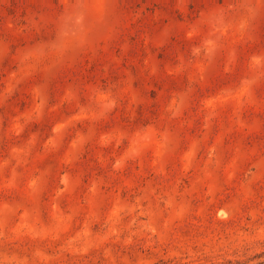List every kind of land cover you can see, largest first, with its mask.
Segmentation results:
<instances>
[{"label":"rangeland","instance_id":"1","mask_svg":"<svg viewBox=\"0 0 264 264\" xmlns=\"http://www.w3.org/2000/svg\"><path fill=\"white\" fill-rule=\"evenodd\" d=\"M0 264H264V0H0Z\"/></svg>","mask_w":264,"mask_h":264}]
</instances>
